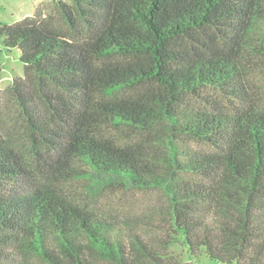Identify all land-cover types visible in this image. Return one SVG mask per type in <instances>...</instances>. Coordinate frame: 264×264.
Masks as SVG:
<instances>
[{
	"label": "trees",
	"instance_id": "obj_1",
	"mask_svg": "<svg viewBox=\"0 0 264 264\" xmlns=\"http://www.w3.org/2000/svg\"><path fill=\"white\" fill-rule=\"evenodd\" d=\"M70 1L61 25L37 13L0 23L27 78L11 89L35 116L24 101L27 81L39 85L54 126L38 123L66 177L161 189L164 251L264 264V112L248 92L264 73V0ZM55 182L31 180L0 137V264H180Z\"/></svg>",
	"mask_w": 264,
	"mask_h": 264
},
{
	"label": "rangeland",
	"instance_id": "obj_2",
	"mask_svg": "<svg viewBox=\"0 0 264 264\" xmlns=\"http://www.w3.org/2000/svg\"><path fill=\"white\" fill-rule=\"evenodd\" d=\"M59 1L71 3L70 0H0V23L10 24L37 13L61 25L63 20L58 9ZM14 52L8 50L0 39V137L14 147L31 173V180L33 178L38 183L64 182L60 183L59 190L69 199L112 219L137 226L152 237V242L163 253L179 259L180 264H215L207 258L192 257L180 242L168 245L166 251L162 250L158 239L169 240L166 235L173 233L169 227L168 202L161 189H139L123 186L119 182L107 183L102 179L88 182L66 177V168L60 164L48 142L55 136L38 123L44 121L49 124L48 128L54 126L48 100L42 96L39 85L27 81L28 95L24 101L34 108L35 116L25 113L23 100L11 89L13 78L27 80L23 65L14 57ZM248 92L250 104L264 112V73L251 78ZM214 96L229 109L232 108L225 99L217 94ZM194 147L200 146L195 143ZM21 263L45 264L30 255L23 257Z\"/></svg>",
	"mask_w": 264,
	"mask_h": 264
}]
</instances>
